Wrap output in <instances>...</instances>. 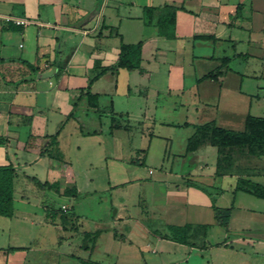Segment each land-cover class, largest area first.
I'll list each match as a JSON object with an SVG mask.
<instances>
[{
    "label": "crops",
    "instance_id": "obj_1",
    "mask_svg": "<svg viewBox=\"0 0 264 264\" xmlns=\"http://www.w3.org/2000/svg\"><path fill=\"white\" fill-rule=\"evenodd\" d=\"M107 2L108 0H0V164L11 163L17 176L29 164L44 158L52 162L55 160L58 164L52 166L55 174L52 176L56 177L53 178L54 181H45L56 182L57 185L53 187L59 193H64V187L71 184H75L77 189L74 169L61 144L67 124L75 120L78 123L75 122L78 125L77 131L86 137L102 133L101 128H83L77 111L78 105L82 104L80 110L85 114L92 109L98 116L101 112L108 116L120 114L127 118L126 128L110 130V123L108 124L109 137L113 140L116 138L121 144V140L130 138L134 126L129 122V116H140L136 120L137 125L146 122L141 117L145 111L141 107L132 110L130 99L135 96L146 98L150 90L158 92L157 87L151 84L158 83L160 72L167 84V91L176 89L184 94L185 90H189L192 117L176 123L161 122L162 125L166 123L168 126L181 127L186 131V138L194 131V124L205 122L203 120L206 118L215 120L217 125L223 127L222 122L230 121L233 114L240 112L244 127L247 114L264 116V0L164 1L162 4L183 5V8L176 10L175 36L166 38L159 35L154 26L153 31L140 33L133 41L123 40L118 25V35L111 33L110 27L115 26L106 24L104 18ZM81 9L85 13L79 14L78 10ZM154 16L156 19L155 13ZM6 17L22 20L24 23L6 21ZM132 19L130 17L129 21H133ZM9 23L21 28L8 29ZM76 35L79 36L78 41L71 53L66 55L65 51H68V45L74 42ZM112 37H117L118 42L110 43ZM121 40L142 41L141 67L146 74H140L137 69L128 70V84L123 94L128 95L129 102L124 109H118L115 107L113 92L117 90L119 69L106 71L91 84V92L97 93V107H92L88 103L85 87L92 73L93 61L98 59L102 65L112 64L117 57ZM65 56L68 57L64 59ZM223 56L230 58L223 72L216 78L202 79L204 74L221 63ZM211 66L212 69H209ZM186 68H191L188 75ZM186 77L192 82L187 89L184 85ZM138 79L147 81L151 87L132 89L130 83ZM107 81V87L98 88ZM205 82L215 85L217 91V100L210 106L203 104L201 99L199 86ZM103 95L108 96L109 100L107 104L100 105ZM222 114L226 117H221ZM202 115H205L204 119ZM147 119L149 123L154 122L153 119ZM94 123L102 126L100 118ZM57 130L59 132L53 142L50 135ZM162 136L171 139L167 135ZM151 137H154V133H151ZM114 150L112 155L105 158L119 157V145L116 152ZM212 150L216 154V147L203 143L193 151L187 152L184 147V151L177 153L182 165H187L188 169H183L180 173H173L171 170L168 174L165 173L163 179H169V182L163 185L161 192L159 189H150L146 195L148 200H145L148 208L141 209V212L159 214L164 224H210L216 222L212 202L216 203L209 192L187 185V179L219 191H223L224 182L227 184L226 182L236 181L237 177L263 183L250 177L264 178L262 170L251 173L240 169L238 171L235 153L248 154L243 148L231 151L232 159L221 174L216 173V167L213 173H205L203 169L207 166L206 154ZM137 152L143 153V149H138ZM215 163L216 157L214 165ZM148 173L153 174L151 169ZM25 175L28 174L23 172L24 178ZM115 185L122 186L123 183ZM115 207L111 225H93L81 231H97V240L112 227L115 228L113 238L118 236L122 242H136L140 244L141 250L149 245L148 235H153L155 242L167 251L172 248L189 252L185 248L186 244L161 238L159 231L151 230L145 221L132 219L126 212L122 198ZM231 207L233 209L234 206ZM13 215L14 211L11 216ZM178 219L181 221H177ZM76 224L77 221L74 232H81ZM60 227L66 229L61 223ZM96 240L90 246L89 242L81 239L80 234L79 246H87L84 249L92 252ZM22 247L14 245L10 248ZM193 247L189 246V250Z\"/></svg>",
    "mask_w": 264,
    "mask_h": 264
},
{
    "label": "rangeland",
    "instance_id": "obj_2",
    "mask_svg": "<svg viewBox=\"0 0 264 264\" xmlns=\"http://www.w3.org/2000/svg\"><path fill=\"white\" fill-rule=\"evenodd\" d=\"M164 1L169 2V0H108L104 9L105 23L115 27L118 25L123 40L133 41L140 33H149L154 29L155 16L151 23H146L143 6L162 5ZM78 13L83 14L85 10H78ZM130 17L133 21H129ZM78 38L76 35L74 42L68 45L66 55L71 53ZM104 41L108 42L107 39ZM109 42L117 43L118 38L112 37ZM66 57L68 56L64 59ZM209 69H212V66ZM190 72L191 68H186V74ZM128 79L129 71L119 68L117 90L113 92L115 107L118 109H124L129 102L128 95L123 94ZM163 80L160 72L158 83L151 84L157 87L158 92L150 90L146 98L135 96L134 99H130L132 110L141 107L145 111L141 117L146 122L137 125L136 120L140 116L135 114L129 116V122L134 126L130 138L127 140L124 138L121 144L116 138L114 141L108 135V115L100 112L98 116L92 109L85 114L80 110L82 104L78 105L77 111L83 128H101L102 133L100 132L99 136L86 137L77 131L78 123L75 120L68 123L63 131L62 150L71 162L76 177L77 189L74 194L59 193L53 186L40 189L22 176L25 172L37 176L41 181H54L53 178L56 176H52L55 175L52 166L55 163L57 165V161L52 162L44 158L22 168V172L14 179V215L11 217L0 215V264H79V258L88 256L105 264H264V199L244 191H234L236 181L226 182L227 184L224 182L223 191L207 186L216 205L234 207L228 225L208 223L205 237H193L191 240L195 246L190 250L189 245H185L189 252L172 248L167 251L155 242L153 235H148L149 245L141 250L140 244L136 242L131 244L129 241L122 242L118 236L113 238L115 228L112 227L96 240L92 252L79 246L80 234L74 232L76 221L80 231L93 225H111L115 206L121 202V198L126 212L132 219L145 221L151 230H163L165 224L159 214L141 212V209L148 208L145 203V200H148L146 195L150 189H159L161 192L163 185L169 182V179H163L165 173L168 174L170 170L173 173H180L183 169L187 170L188 166H183L177 155L184 151L186 131L174 125L168 126L166 123L162 125L161 122L176 123L192 117L189 108L192 100L187 89L192 83L189 78L186 77L187 81L184 83L187 89L184 94L176 89L167 91V84ZM108 85L107 81L98 88H105ZM130 85L132 89L139 90L151 87L147 81L139 79ZM199 87L203 104L210 106L215 103L217 100L215 85L205 82ZM108 100V96L103 95L100 98V105L107 104ZM223 116L226 117L222 114L221 117ZM147 117L154 122L149 123ZM202 117L204 119L205 115ZM98 118L101 119V127L94 123ZM208 120L209 118H206L203 121ZM241 120L242 115L239 112L233 114L230 121L222 122V125L242 130ZM151 133H154V137H151ZM162 135H167L171 139H166ZM118 145L120 156L116 159L105 158L112 155L114 149L116 152ZM138 149H143V153L137 152ZM213 150L206 154L207 166L203 169L205 173H213L215 169L216 154ZM235 156L238 171L239 169L249 173L255 170L264 171V156L240 152L235 153ZM149 169L153 174L148 173ZM250 177L264 183V178L252 175ZM116 183L123 185H115ZM62 205L66 208L63 209ZM62 217H66L68 221L61 222ZM60 223L66 229L61 228ZM203 244L205 246H202ZM14 245L23 247L10 248Z\"/></svg>",
    "mask_w": 264,
    "mask_h": 264
},
{
    "label": "trees",
    "instance_id": "obj_3",
    "mask_svg": "<svg viewBox=\"0 0 264 264\" xmlns=\"http://www.w3.org/2000/svg\"><path fill=\"white\" fill-rule=\"evenodd\" d=\"M178 8H183V5L181 4L180 6H176L168 3L156 6L144 5L143 12L146 17V23L152 22L155 13L156 19L154 21V26L156 27L157 33L166 38H173L175 36L176 10ZM7 28L20 29L21 26L9 23ZM110 30L112 31V34L118 35L117 27L111 26ZM141 48V40L136 42H124L121 40L117 57L112 64L102 65L100 60L94 59L92 73L89 75L87 85L85 87V94L87 95L90 106L97 107V93L91 92V84L106 71H117L119 68H124L126 70L137 69L140 74H146V71L141 67ZM229 59L230 58L228 56L221 57V63L207 74H204L201 78H216L217 75L223 72V69L228 64ZM109 123L110 130L113 128H126L128 126L127 118H124L120 114H111L109 116ZM58 132L59 130L50 135L53 142L56 141ZM203 143H209L210 145L216 147L215 167L216 173L218 174H221L226 170L227 165L232 159L231 151L235 148H243L249 155L264 156V116L247 114L244 119V127L242 130H234L219 126L213 119L199 124H194V131L186 140L185 150L187 152L193 151ZM15 177L16 170L11 163L0 164V215L11 216L13 214ZM25 178L40 189L57 185L56 182H42L35 176L25 175ZM186 183L189 186L197 187L205 193H208L207 186L202 183L189 179L186 180ZM238 190L264 199V183L253 181L245 177H237L234 191ZM63 192L74 194L76 192L75 184L65 186ZM212 209L216 223L221 226H227L232 207H220L216 206L212 202ZM65 219L67 218L62 217L61 222L62 220L65 222L68 221V219ZM208 227V223L185 222L183 224H165L163 230L158 232V235L161 238L177 243L195 246L191 239L195 236L205 237ZM74 229H76V227ZM78 233L81 234L82 240L89 242L90 246L94 245L97 231H81ZM202 246H205V244ZM84 248H87V246H84ZM79 264L105 263L99 260L91 259L88 256L85 258H79Z\"/></svg>",
    "mask_w": 264,
    "mask_h": 264
},
{
    "label": "built area",
    "instance_id": "obj_4",
    "mask_svg": "<svg viewBox=\"0 0 264 264\" xmlns=\"http://www.w3.org/2000/svg\"><path fill=\"white\" fill-rule=\"evenodd\" d=\"M6 21H12V22H14L16 24H23L24 23L22 20H19V19H11L9 17H6ZM62 208L65 209L66 206L65 205H62Z\"/></svg>",
    "mask_w": 264,
    "mask_h": 264
}]
</instances>
